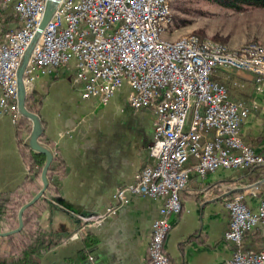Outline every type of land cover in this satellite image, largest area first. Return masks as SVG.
Returning a JSON list of instances; mask_svg holds the SVG:
<instances>
[{
  "label": "built area",
  "instance_id": "obj_1",
  "mask_svg": "<svg viewBox=\"0 0 264 264\" xmlns=\"http://www.w3.org/2000/svg\"><path fill=\"white\" fill-rule=\"evenodd\" d=\"M11 4L17 25L1 32L0 112L11 122L16 108L15 70L41 17L44 0H0V8ZM161 14L163 0H58L28 55L22 73L27 92L38 73L72 60L82 98H97L105 104L122 84L128 86L126 102L132 109L154 113L148 154L151 166L140 168L129 184L111 194L114 205L103 214L81 217L84 225L114 213L129 196L163 197L152 220L144 264H169L163 241L170 227L169 216L180 210V192L189 173L203 176L216 168L264 167V142L259 151L246 144L240 123L256 107L227 96L226 88L210 78L216 67H233L252 75L256 92L264 88V49L248 48V56L223 51L215 43H177L176 49H161L146 37V19ZM198 97V106H191ZM189 120L185 124L187 111ZM209 132L210 137L204 139ZM175 145L176 153L163 157V149ZM188 158L194 162L185 165ZM258 182L245 185L253 194ZM228 223L222 238L233 246L226 264H264V249L243 250L242 235L259 226L264 230V196L255 210L242 202L241 194L225 197Z\"/></svg>",
  "mask_w": 264,
  "mask_h": 264
},
{
  "label": "crops",
  "instance_id": "obj_2",
  "mask_svg": "<svg viewBox=\"0 0 264 264\" xmlns=\"http://www.w3.org/2000/svg\"><path fill=\"white\" fill-rule=\"evenodd\" d=\"M16 25L11 4L1 7L0 38L3 30ZM74 74L72 60L60 63L38 73L27 90L39 102L41 140L53 144L67 167L65 174L55 177L58 193L45 194L50 206L41 212L39 222L60 241L41 255L40 264H144L151 222L163 197L131 195L127 203L116 205L114 213L90 225H84L81 217L103 214L115 204L111 198L115 188L132 182L140 168L153 165L148 146L154 113L127 104L126 84L105 104L97 98H82ZM210 78L226 88L230 99L255 102L256 107L240 123V134L259 151L264 142V88L256 92L252 75L233 67H217ZM209 137L207 132L204 139ZM193 162L188 158L185 165ZM25 174L14 124L0 112V191L16 187ZM253 181L258 185L250 194L245 185ZM236 193L255 210L264 196V167H219L203 176L189 174L179 194L180 210L169 216L163 241L169 264H226L233 246L222 238L228 223L224 199ZM83 242L88 249L85 254L79 251ZM241 247L264 249V230L254 226L244 232Z\"/></svg>",
  "mask_w": 264,
  "mask_h": 264
},
{
  "label": "trees",
  "instance_id": "obj_3",
  "mask_svg": "<svg viewBox=\"0 0 264 264\" xmlns=\"http://www.w3.org/2000/svg\"><path fill=\"white\" fill-rule=\"evenodd\" d=\"M213 1L235 9L241 8L243 5L264 6V0ZM24 106L29 112H33L39 116V102H34L28 91L25 93ZM40 122L41 126H43L41 119ZM29 130V119L19 115L14 122L15 145L26 166V174L16 187L8 191L0 192V230L16 227L18 208L29 200L40 186V182L38 184L37 181H39L44 156L40 153H33L24 145L23 134L29 132ZM41 137L42 133L38 137L39 141ZM42 142L52 151V158L46 170L48 184L42 195L22 211L21 229L18 232L0 236V264H40L39 257L41 254L59 242L58 236L42 228L38 224V220L40 213L50 206L45 194L58 193L55 177L57 174H65L67 167L53 144L49 141ZM79 251L81 254L88 252L84 242Z\"/></svg>",
  "mask_w": 264,
  "mask_h": 264
},
{
  "label": "rangeland",
  "instance_id": "obj_4",
  "mask_svg": "<svg viewBox=\"0 0 264 264\" xmlns=\"http://www.w3.org/2000/svg\"><path fill=\"white\" fill-rule=\"evenodd\" d=\"M166 2L170 21L160 33L164 40L173 41L195 35L201 40L218 44L229 52L239 54L250 43L264 46V6L243 5L235 9L213 0H166ZM189 114L190 109L187 111L185 124L189 120ZM38 224L42 227L39 220Z\"/></svg>",
  "mask_w": 264,
  "mask_h": 264
},
{
  "label": "water",
  "instance_id": "obj_5",
  "mask_svg": "<svg viewBox=\"0 0 264 264\" xmlns=\"http://www.w3.org/2000/svg\"><path fill=\"white\" fill-rule=\"evenodd\" d=\"M58 0H44L43 10L41 13V17L35 27L34 33L30 38L24 52L22 53L18 65L15 70V78H16V108L19 115L26 117L30 121V130L28 135L23 140L24 145H26L33 153H40L44 156V161L42 167L40 169L39 174V182L40 186L38 190L32 195V197L23 203L17 211V225L16 227L4 231H0V236H6L15 232H18L22 227V219L21 214L22 211L29 207L34 203L36 199H38L42 193L45 191V188L48 184V179L46 177V170L52 158V151L45 144L41 143L38 140V137L42 133V126L40 122V118L37 114L33 112H29L24 106V98H25V88L22 82V73L25 67V63L27 61L30 50L37 39L39 32L44 26L45 22L50 17L52 11L54 10ZM59 238V237H58ZM60 241V239H59ZM59 243V242H58Z\"/></svg>",
  "mask_w": 264,
  "mask_h": 264
},
{
  "label": "bare ground",
  "instance_id": "obj_6",
  "mask_svg": "<svg viewBox=\"0 0 264 264\" xmlns=\"http://www.w3.org/2000/svg\"><path fill=\"white\" fill-rule=\"evenodd\" d=\"M154 3H161V0H154ZM164 4V13L169 14L168 6L166 0H163ZM161 21V14H154V18H147L146 19V37L152 41L154 44H158V48L161 49H176L177 43H183V42H189L191 44H200V41L202 42H209L207 40H201L197 36H184L181 38H178L176 40L170 41V40H164L161 38L160 33L164 27L160 26ZM170 16L165 17V24L169 23ZM212 43V42H211ZM218 47H220L223 51H227L224 47L217 44ZM264 46H262L263 49ZM243 48V51L240 53L241 56H248V48ZM239 54V53H238ZM191 106H198V97H191ZM176 153V146L175 145H167L163 149V157H171L174 156Z\"/></svg>",
  "mask_w": 264,
  "mask_h": 264
},
{
  "label": "flooded vegetation",
  "instance_id": "obj_7",
  "mask_svg": "<svg viewBox=\"0 0 264 264\" xmlns=\"http://www.w3.org/2000/svg\"><path fill=\"white\" fill-rule=\"evenodd\" d=\"M7 191H8V190H7ZM0 192H3V191H0ZM4 230H8V229H2V230H0V231H4ZM44 252H45V251H44ZM44 252H43V253H44ZM43 253H42V254H43ZM42 254H41V255H42ZM40 257H41V256H40ZM40 257H39V263H40Z\"/></svg>",
  "mask_w": 264,
  "mask_h": 264
}]
</instances>
